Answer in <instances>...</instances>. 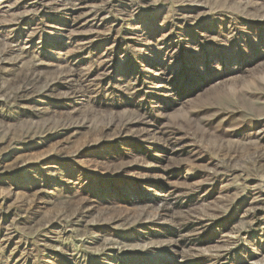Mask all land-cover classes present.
Listing matches in <instances>:
<instances>
[{"label": "rangeland", "instance_id": "obj_1", "mask_svg": "<svg viewBox=\"0 0 264 264\" xmlns=\"http://www.w3.org/2000/svg\"><path fill=\"white\" fill-rule=\"evenodd\" d=\"M0 264H264V0H0Z\"/></svg>", "mask_w": 264, "mask_h": 264}, {"label": "bare ground", "instance_id": "obj_2", "mask_svg": "<svg viewBox=\"0 0 264 264\" xmlns=\"http://www.w3.org/2000/svg\"><path fill=\"white\" fill-rule=\"evenodd\" d=\"M109 7V6H108ZM8 17V16H7Z\"/></svg>", "mask_w": 264, "mask_h": 264}]
</instances>
